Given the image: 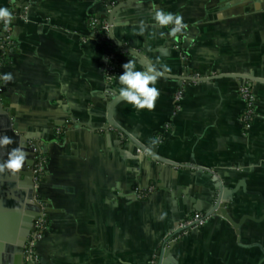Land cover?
Masks as SVG:
<instances>
[{
    "label": "crops",
    "instance_id": "1",
    "mask_svg": "<svg viewBox=\"0 0 264 264\" xmlns=\"http://www.w3.org/2000/svg\"><path fill=\"white\" fill-rule=\"evenodd\" d=\"M118 1L124 0H0L17 13L10 24L17 48L0 67V97L15 125L36 134L50 158L40 189L50 212L37 247L41 264H155L165 240L210 206L212 180L193 175L197 167L215 171L226 188L245 183L227 206L238 227L221 215L208 217L169 246L170 264H264V83L250 81L257 114L248 131L243 79L186 83L162 76L154 109L118 103L113 119L126 133L192 168L153 159L107 126L106 101L117 96L123 64L133 60L145 70L118 49V77L106 78L107 51L89 20L108 21V2ZM155 10L181 16L183 33L157 25ZM115 20L116 39L158 69L166 65L167 75L264 79V0H135ZM4 33L0 24V41ZM7 73L13 79L6 83ZM150 187L146 198L137 196Z\"/></svg>",
    "mask_w": 264,
    "mask_h": 264
},
{
    "label": "water",
    "instance_id": "2",
    "mask_svg": "<svg viewBox=\"0 0 264 264\" xmlns=\"http://www.w3.org/2000/svg\"><path fill=\"white\" fill-rule=\"evenodd\" d=\"M134 1L135 0L118 1L116 5H112L111 2H108V24L110 25L109 35L111 41L118 49L128 52L129 54L139 58L146 70L150 67H153V65L145 56V54L139 52L136 49L125 46L121 41L116 39L113 32V27L117 24L115 20L117 14ZM163 76L174 78L186 83L210 81L216 77H233L236 79L264 83V79L241 74H217L214 76L206 75L198 79L188 75L171 76L165 73ZM121 101L122 100L119 99L118 96L107 99L108 127L118 129L120 133L127 136L130 141L135 143L140 149L145 151L157 161L167 163L175 167H181L183 169L190 170L192 168L191 165H177L162 157H159L152 151L147 150L133 137H131V135L126 133L113 119L114 108ZM0 134L7 135L13 140L12 144L6 146L5 148H0V163H3L8 158V152L17 146H22L28 153V162L19 173L12 174L8 170L0 173V264H33L31 261L26 260L25 247L31 232L35 230L36 221L43 212V206L36 198L38 188L34 180L36 159L35 153L33 148L30 146L29 141L36 139L34 142L38 143V136L34 133L22 131L17 125H15L12 114L3 105L1 97ZM196 170L197 171L193 173V175H200V173L205 172L212 180L211 184L213 187V193L210 206L204 213H202V215L199 216L198 221L188 226L178 227L173 232V234L165 240L162 248L157 253V260L155 264L175 263L169 252V246L174 243V239L179 237L185 231L189 230L191 227H195L199 221H204L212 215H221L230 221L236 228L238 227V223L233 221L227 206L229 198L241 186H244L245 183L242 182L236 188L229 189L224 187L223 181L215 171L203 169L201 167H197ZM199 211H201V209H199ZM164 256L166 257L165 259Z\"/></svg>",
    "mask_w": 264,
    "mask_h": 264
},
{
    "label": "built area",
    "instance_id": "3",
    "mask_svg": "<svg viewBox=\"0 0 264 264\" xmlns=\"http://www.w3.org/2000/svg\"><path fill=\"white\" fill-rule=\"evenodd\" d=\"M17 16V13H12V19ZM23 20H26L27 10L19 15ZM90 26L93 30L95 36H97L100 41L103 43L107 54L105 55V75L108 82H114L118 77V59H117V52L118 48L113 44L109 35L110 25L108 21L101 19L98 16H92L89 20ZM11 24V23H10ZM10 24L5 25V33L0 41V50H1V59H0V67L7 62L8 55L17 48V43L12 35V30ZM167 28H172V26H168ZM184 29L180 33L175 34V36L180 35L183 33ZM183 59L186 60V57L183 56ZM189 76L198 79L201 76L200 73H192ZM2 87V76L0 74V90ZM239 96L245 103V108L242 113L241 119L244 124V128L248 131L251 128L254 118L256 117V103L257 97L254 93L252 84L248 80H243V83L239 87ZM183 98V91L178 90L175 92V106L176 109L179 108L180 101ZM171 123L166 124L167 130L172 128ZM159 141H162L163 136L159 135ZM36 139L30 140L29 144L33 148L35 153V171H34V180L37 185V200L43 206V212L39 216L38 220L35 223V230L31 232L29 239L26 242L25 247V255L26 260L31 261L33 264H39L40 259L37 253V245L45 232L49 229V208L48 205L41 199L39 194V187L41 185L42 179L47 173V166L49 163V159L47 156V152L44 151L41 143H35ZM154 187H150L148 190H140L137 189L136 193L137 196L140 198H146L152 191ZM200 214H196L188 218L181 226H188L196 221H198ZM204 221H199L197 225H202ZM196 225V226H197ZM178 238H175L176 241Z\"/></svg>",
    "mask_w": 264,
    "mask_h": 264
},
{
    "label": "clouds",
    "instance_id": "4",
    "mask_svg": "<svg viewBox=\"0 0 264 264\" xmlns=\"http://www.w3.org/2000/svg\"><path fill=\"white\" fill-rule=\"evenodd\" d=\"M155 23L161 27L172 26V35L180 33L186 28L183 18L179 15L165 12L164 10H155L153 15ZM12 22V13L8 8L0 7V24L8 25ZM124 72L119 75V85L117 96L122 101L134 106L138 110L154 109L156 100L159 97V89L157 81L168 71L166 65H161L158 69L153 66L146 70H138L135 61L123 64ZM13 76L7 73L3 76V80L11 82ZM13 143L11 137L0 134V148ZM28 162V153L22 146H17L8 152V158L0 163V173L8 170L12 174H17L26 166Z\"/></svg>",
    "mask_w": 264,
    "mask_h": 264
},
{
    "label": "trees",
    "instance_id": "5",
    "mask_svg": "<svg viewBox=\"0 0 264 264\" xmlns=\"http://www.w3.org/2000/svg\"><path fill=\"white\" fill-rule=\"evenodd\" d=\"M47 156H48V159H50L48 153H47ZM48 169H49V163H48V166H47V173H48ZM47 173H46V175L44 176V178L42 179V182H41V185H40V189H41L43 183H44L45 180H46ZM39 194H40V197H41V191H39ZM41 199H42V197H41ZM42 200H43V199H42ZM49 213H50V212H49ZM49 213H48V214H49ZM49 215H50V214H49ZM37 247H38V245H37ZM37 253H38V251H37ZM38 256H39V259H40V263H39V264H41V257H40L39 254H38Z\"/></svg>",
    "mask_w": 264,
    "mask_h": 264
},
{
    "label": "rangeland",
    "instance_id": "6",
    "mask_svg": "<svg viewBox=\"0 0 264 264\" xmlns=\"http://www.w3.org/2000/svg\"><path fill=\"white\" fill-rule=\"evenodd\" d=\"M39 191H40V189H39Z\"/></svg>",
    "mask_w": 264,
    "mask_h": 264
}]
</instances>
